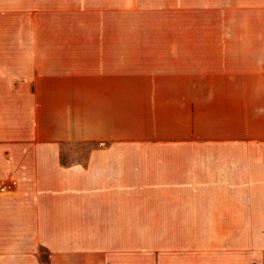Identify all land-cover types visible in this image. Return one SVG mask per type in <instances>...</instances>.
Instances as JSON below:
<instances>
[{"label": "crops", "instance_id": "crops-1", "mask_svg": "<svg viewBox=\"0 0 264 264\" xmlns=\"http://www.w3.org/2000/svg\"><path fill=\"white\" fill-rule=\"evenodd\" d=\"M2 8L0 264H264V0Z\"/></svg>", "mask_w": 264, "mask_h": 264}, {"label": "rangeland", "instance_id": "rangeland-1", "mask_svg": "<svg viewBox=\"0 0 264 264\" xmlns=\"http://www.w3.org/2000/svg\"><path fill=\"white\" fill-rule=\"evenodd\" d=\"M24 12L22 11H7L6 9H0V40H5V38L9 35L11 36H18L29 34L30 28L25 26V19H24ZM5 42H0V49L2 46H5ZM48 252L42 248L37 247L31 252L27 253V258H31L33 260H47L49 258ZM15 256H9L12 258ZM20 257H22L20 255Z\"/></svg>", "mask_w": 264, "mask_h": 264}, {"label": "built area", "instance_id": "built-area-1", "mask_svg": "<svg viewBox=\"0 0 264 264\" xmlns=\"http://www.w3.org/2000/svg\"><path fill=\"white\" fill-rule=\"evenodd\" d=\"M6 186L0 182V192L5 191Z\"/></svg>", "mask_w": 264, "mask_h": 264}]
</instances>
